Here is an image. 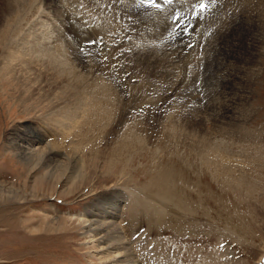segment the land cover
Instances as JSON below:
<instances>
[{
  "label": "rangeland",
  "instance_id": "obj_1",
  "mask_svg": "<svg viewBox=\"0 0 264 264\" xmlns=\"http://www.w3.org/2000/svg\"><path fill=\"white\" fill-rule=\"evenodd\" d=\"M85 1L0 0V264H101L78 218L117 194L149 264H264V0L233 56L199 24L210 0L186 9L205 16L177 49L173 28L139 26L147 4L109 27L88 13L105 42L87 49L66 23Z\"/></svg>",
  "mask_w": 264,
  "mask_h": 264
},
{
  "label": "bare ground",
  "instance_id": "obj_2",
  "mask_svg": "<svg viewBox=\"0 0 264 264\" xmlns=\"http://www.w3.org/2000/svg\"><path fill=\"white\" fill-rule=\"evenodd\" d=\"M106 1L103 0L102 2L99 3L98 6H96V5H92L93 4L92 0H86L84 2L85 3V10L84 11L85 12L87 11V13L85 14V17L84 16L80 17L81 14L79 15L72 8V6L76 5L77 1L74 3H71V4H67L68 11H70V17L69 18L67 17L68 20L66 21L67 31L69 33H71L72 36L75 35V37H74L75 40L80 42V43H83L84 47H86L87 49L93 48V46H91V44L88 43V41L90 39H95L97 41L96 44H98V43H100V41L102 39L105 38V37L102 38L101 32L99 29L95 30V29H93V27H91L89 25V23H90L89 14L91 15V20H94L95 17H98V18L106 21V23H105L106 27H109L111 24L118 21L117 17L119 14L124 16V19L127 20V18H128L127 12L129 11V9H134V10L136 9L135 11L141 12L142 6L145 5V4H141L139 2V0H110L108 3ZM200 1L201 0H173L172 3L168 4V3H164V0H157V3H159L161 5V7L159 8V9H162L161 12L157 13L154 8L150 7L149 5H145V6H148V9H145V12L143 10L139 19L137 18L136 20H139V22H140L139 26H141L142 29L143 28L147 29V31L149 33V35H147V36H149L151 38L160 37L165 31H169V30H167L168 27L173 28V29H171V28L170 29H171V31L174 30L172 33L176 39L174 40L175 43H172V44L170 43L171 44L170 46L175 45L174 47H176V45H178V46L180 45V47H182L185 44V42H187L185 46L188 47V44L190 45V44H192V42H195L196 40H198L197 38H195L196 37L195 34H193V29L196 26L195 23L197 24L201 19H203V17L205 15L203 16V14L199 13V12L194 14L192 11H191L192 12L191 14L187 15L189 10H186V9L188 7H194V5H196V4L197 5L200 4L199 3ZM256 1L257 0H216V3H212L211 0L209 1L210 2L209 5L211 4L212 8L215 7L216 11H215L214 15H212V16L210 15L212 12L209 11L211 13L210 14L208 13L206 15L209 17V19L205 18V20L200 21L199 24L204 23L201 26H204V28H206V29H207V27L210 28L211 26H214V24H218V26L220 27L219 29L217 26V27H215V29H213L214 27L211 29L213 32L209 31L210 33H214L212 36H210L211 37L210 40H212L214 42V40L216 39L215 42H217V45H219V49L222 48L220 50L224 51L223 54H226V52H227L228 53L227 55L232 53V56H233L234 55L233 53L235 51L234 49L237 48L238 44L241 41L242 42L243 41H246V42L251 41V37H250V35H248L250 33V30H251L249 25L252 23L253 20H255V18L253 19L254 16L252 17V12L254 11V9L258 8V7H256L258 4V2L256 3ZM96 4H98V3H96ZM77 5H78V3H77ZM82 5H84V4H82ZM179 6H181V7L184 6V8H185V9L182 8V10L184 9L182 11V13H184L185 11L186 12L184 15L180 16L181 13H180V11H178L181 19L179 21H177V20H175V17L177 16L176 10L178 9ZM71 10H72V12H71ZM77 14H78V16H77ZM200 14H201V16L198 18V15H200ZM71 16H75L74 21H72L73 19L71 18ZM100 19H98L97 21H99ZM173 20L176 21L175 24H173L175 22V21L173 22ZM70 21H72V22H70ZM92 22H94V21H92ZM132 22L134 23V21H132ZM145 22H146V24H145ZM147 22H148V24H147ZM97 25H99V24H97ZM129 25H131V22L129 23ZM234 26L238 27L236 29L240 28L241 32L238 33V31H236L233 35L229 34L230 36L228 37V39L226 41H224V36H226V33H229V30ZM79 27L81 28L82 32H77L78 29H76V28H79ZM174 27H175V29H174ZM82 28H85V29L83 30ZM113 29H112V31H114ZM131 29L134 30V26L131 27L130 30ZM131 32H132V30H131ZM189 32H191V33H189ZM185 33L188 37L189 42L183 41L182 38H180L181 34H185ZM223 33H225V35ZM142 36H144V35L140 33V35L138 36L140 39L139 38L138 39H139V42L141 41L140 44L144 45L145 37L142 38ZM239 36L242 38L239 39ZM222 40L224 42H222ZM104 42H105V39H104ZM106 42H107V40H106ZM89 45H90V47H89ZM102 46H103V44H102ZM99 48H100V44H99ZM172 48H173V46H172ZM176 49H177V47H176ZM134 52H136V51H134ZM196 52H197V50H196ZM111 53H110V48H109L108 50H104L102 52V55L104 56V58L107 56V59H109V58L111 59V58H113V55H114L113 53H112L113 55ZM98 54H100V53H98ZM190 55H191V53H190ZM195 55H193V56L196 57ZM116 56H117V54H116ZM194 57H193V59L196 60L197 57L196 58H194ZM221 59H225V58L222 57ZM191 61L192 60H189V62H191ZM193 73H194V71H193ZM27 149L29 150L30 148L27 147ZM27 149H24V151L21 150V152H20L21 154H23L24 157H30L32 154V152L26 151ZM41 156H44V155L41 153L40 157ZM69 172H70V170H69ZM82 172L83 171H81V170L79 171L80 175L82 174ZM171 178H168L165 175L161 180L163 183H169V182H172V181H170ZM159 182H161V181H159ZM175 186H177V185H175ZM163 188H162V190H163ZM175 188H177V187H175ZM164 189H165V191L164 190L163 191L166 192V194H164V195L162 194L161 198H159V202L161 204H163V206L159 207L158 209L154 206L151 208L152 211H157L158 217L156 216V219L154 220L156 223L159 221V217H160L159 213L161 212L162 208L164 209L165 203H167V202L172 203L173 199H175V197H176V195H175L176 189H172V188L170 189V185L165 186ZM139 191H143V190H139ZM144 195H146V194L143 192L138 193L136 191L135 192L136 201L139 202L138 200H140L142 197H144ZM132 196H133V194H132ZM120 197L121 196H119V194H117L115 199L109 202L108 200L111 198V196H110L109 199L108 198H107L108 200L105 199L102 204L93 205V207H91L90 209H88L86 211V213H87V214L85 213L86 217L85 218L80 217V218H78V221L86 228L87 235L92 237L91 239L89 238L90 239V240H88V241H90L89 243H92L94 246H96L98 248L99 255H101V256H99L101 264H146V263H148V260L142 259V255L137 251V247H135L136 244H134V242H131L130 241L131 239L129 240L130 237H127V234H126L125 230L123 229L122 220H120V217H121V214H120V211H121L120 204L121 203L120 202H122ZM102 199H104V198H102ZM134 200H135V198H134ZM106 201H108V202H106ZM93 204H95V203H93ZM139 206H140V203L136 204V207L134 209L140 210L141 208Z\"/></svg>",
  "mask_w": 264,
  "mask_h": 264
},
{
  "label": "snow or ice",
  "instance_id": "obj_3",
  "mask_svg": "<svg viewBox=\"0 0 264 264\" xmlns=\"http://www.w3.org/2000/svg\"><path fill=\"white\" fill-rule=\"evenodd\" d=\"M139 2H140L141 4H147V5H149L150 7H155V8H157V9H159V8L161 7V5H160L159 3H157V0H139ZM172 2H173V0H164V3H168V4H170V3H172ZM211 2H212V3H216V0H211ZM207 8H208V4H205V3H200V4H199V11H200V12L205 11ZM180 19H181L180 16H177V17H176V20H177V21H179ZM88 43H90V44H96L97 41H96L95 39H90V40L88 41Z\"/></svg>",
  "mask_w": 264,
  "mask_h": 264
}]
</instances>
